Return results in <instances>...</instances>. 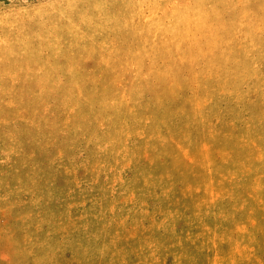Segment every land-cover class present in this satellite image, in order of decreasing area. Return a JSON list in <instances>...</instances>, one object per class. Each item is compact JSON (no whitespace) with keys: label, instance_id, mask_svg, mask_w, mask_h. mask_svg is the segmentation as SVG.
Listing matches in <instances>:
<instances>
[{"label":"rangeland","instance_id":"374dc122","mask_svg":"<svg viewBox=\"0 0 264 264\" xmlns=\"http://www.w3.org/2000/svg\"><path fill=\"white\" fill-rule=\"evenodd\" d=\"M0 264H264V0H0Z\"/></svg>","mask_w":264,"mask_h":264}]
</instances>
